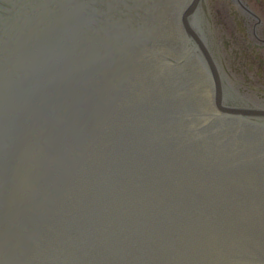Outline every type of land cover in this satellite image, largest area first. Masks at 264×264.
<instances>
[{
	"label": "water",
	"instance_id": "obj_1",
	"mask_svg": "<svg viewBox=\"0 0 264 264\" xmlns=\"http://www.w3.org/2000/svg\"><path fill=\"white\" fill-rule=\"evenodd\" d=\"M194 8L0 0V264H264V111Z\"/></svg>",
	"mask_w": 264,
	"mask_h": 264
},
{
	"label": "flooded vegetation",
	"instance_id": "obj_2",
	"mask_svg": "<svg viewBox=\"0 0 264 264\" xmlns=\"http://www.w3.org/2000/svg\"><path fill=\"white\" fill-rule=\"evenodd\" d=\"M190 2L191 25L209 57L195 42L196 49L207 71L220 77L223 103L264 111V0Z\"/></svg>",
	"mask_w": 264,
	"mask_h": 264
}]
</instances>
